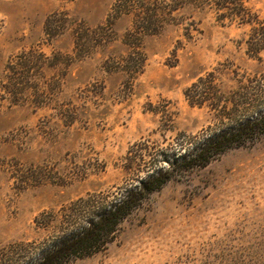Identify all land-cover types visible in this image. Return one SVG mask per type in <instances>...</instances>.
Here are the masks:
<instances>
[{
	"label": "rangeland",
	"instance_id": "obj_1",
	"mask_svg": "<svg viewBox=\"0 0 264 264\" xmlns=\"http://www.w3.org/2000/svg\"><path fill=\"white\" fill-rule=\"evenodd\" d=\"M116 2L0 0V80L23 50L73 57L46 72L61 81L52 105L0 108V264L37 259L60 228L74 227L67 212L78 201L139 187L151 171L169 169L191 136L221 128L217 112L185 96L200 78L215 73L224 99L264 78V51L247 53L251 28L221 26L209 9H184L179 24L145 36L139 73L123 42L129 15L115 21L112 41L79 58L74 30L107 23ZM249 6L264 19V0ZM55 12L72 23L50 40L45 24ZM68 264H264V136L173 174L112 242Z\"/></svg>",
	"mask_w": 264,
	"mask_h": 264
},
{
	"label": "trees",
	"instance_id": "obj_2",
	"mask_svg": "<svg viewBox=\"0 0 264 264\" xmlns=\"http://www.w3.org/2000/svg\"><path fill=\"white\" fill-rule=\"evenodd\" d=\"M187 8L211 10L221 26H249L247 53L260 58L264 51V19L249 6V0H117L107 23L96 28L84 25L76 27L77 56H88L94 47L112 41L115 21L129 15L133 19L132 28L125 34L123 42L138 57L132 58L131 64H137L135 72L139 73L144 62L143 54L139 51L143 38L159 34L164 24H179L178 13ZM71 23L68 14L55 12L46 21L45 35L53 40L62 35ZM71 62L73 57L70 55L60 52L47 55L40 48L23 50L14 55L6 64L0 80V108L5 104L8 107L24 103L36 107L52 105L61 81L56 77L48 79L46 72L59 66H69ZM241 89L245 92H235L224 99L215 73L200 78L186 91L185 96L193 106L207 104L217 112L223 126L203 137L191 136L185 141L187 151L172 161H166L169 169L160 167L151 171L141 179L139 187L78 201L67 212V218L73 217L76 222L74 227L60 228L59 235L39 248L41 251L37 259L24 264H68L101 250L112 242L119 225L139 209L146 198L161 190L173 174L207 167L228 150L246 147L263 137L264 78L255 79ZM230 103L234 106L229 107ZM71 222L68 220L66 223L71 225ZM26 252L30 254V251Z\"/></svg>",
	"mask_w": 264,
	"mask_h": 264
}]
</instances>
